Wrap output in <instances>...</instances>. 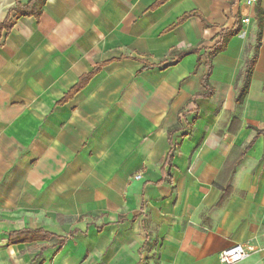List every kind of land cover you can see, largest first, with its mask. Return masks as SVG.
Returning a JSON list of instances; mask_svg holds the SVG:
<instances>
[{"label":"crops","instance_id":"obj_1","mask_svg":"<svg viewBox=\"0 0 264 264\" xmlns=\"http://www.w3.org/2000/svg\"><path fill=\"white\" fill-rule=\"evenodd\" d=\"M155 1L46 0L1 33L0 264H222L237 243L264 264V0ZM191 11L209 26L169 28ZM23 229L55 237L8 244Z\"/></svg>","mask_w":264,"mask_h":264},{"label":"trees","instance_id":"obj_2","mask_svg":"<svg viewBox=\"0 0 264 264\" xmlns=\"http://www.w3.org/2000/svg\"><path fill=\"white\" fill-rule=\"evenodd\" d=\"M165 1L167 0H156L155 3L151 6V8L154 9ZM45 2L46 0H28L26 3L23 4L19 0H16L15 6H13L12 8L8 10L7 17L3 21L0 22V37L3 31L9 32L14 22L16 21V19H18L21 16H33L36 20H38L42 13V9H43ZM260 14H261V11L259 10L257 6L256 7V17H257V26L259 29L262 28V17ZM190 16L199 17L203 24V27L209 26V24L205 21V19L200 13L196 11H191L179 17L177 21L174 24H172L169 28H174L175 26L184 22ZM240 29H241V23H240V20L238 19L237 23L232 28L222 30L220 33L219 40L210 49V54H214V53H217L223 50L228 40L232 36L238 34ZM195 50L196 49L192 48V49L181 51L180 53H178V56L176 57L175 62L178 61L179 58L189 53H192ZM255 59H256L255 56L248 58L245 64V71L241 75L238 76V78L241 77L242 81L240 85L238 84L235 85V89H236L235 103H241L247 93ZM98 70H99V67H95L91 72L81 75L77 83L73 85L69 89V91L59 101H57V104H63L68 99H70L76 92H78L81 88H83V86L90 80V78L93 75H95L98 72ZM207 77L208 75L205 76V81L207 80ZM236 163L237 161H234L231 164V168H233ZM227 188H225V190L221 193L219 202H222L224 198L226 197ZM52 237H55V236L53 234L46 233L42 230L23 229L20 231L9 233L8 244L27 243V242H32L36 240H45V239H49ZM59 242L62 243L63 239H59ZM37 261H38V256L34 257L29 264H41V262H37Z\"/></svg>","mask_w":264,"mask_h":264},{"label":"built area","instance_id":"obj_3","mask_svg":"<svg viewBox=\"0 0 264 264\" xmlns=\"http://www.w3.org/2000/svg\"><path fill=\"white\" fill-rule=\"evenodd\" d=\"M256 1L257 0H244L247 6L253 5ZM241 22L248 23L249 18L243 17L241 19ZM140 177H141L140 174H136L134 176L135 179H140ZM248 255L249 252L241 244L237 243L221 251L218 258L222 264H236L247 258Z\"/></svg>","mask_w":264,"mask_h":264}]
</instances>
